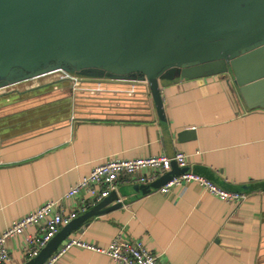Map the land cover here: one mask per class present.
<instances>
[{
    "label": "crops",
    "instance_id": "crops-1",
    "mask_svg": "<svg viewBox=\"0 0 264 264\" xmlns=\"http://www.w3.org/2000/svg\"><path fill=\"white\" fill-rule=\"evenodd\" d=\"M254 65L248 80L264 75V61ZM72 80L57 70L0 90V232L45 201L61 198L112 156L180 151L188 171L225 190L264 182V107L246 106L231 67L162 86L167 134L152 99L132 87L80 92L74 103L66 90ZM131 185L120 182L115 191L121 207L87 219L64 241L107 248L120 235L141 240L158 264H264V188L245 191L241 202H226L194 182L135 198ZM79 200H64V211ZM27 232L34 235L37 227ZM5 247L9 264L29 260L22 235L8 238ZM54 264L117 263L73 246Z\"/></svg>",
    "mask_w": 264,
    "mask_h": 264
},
{
    "label": "water",
    "instance_id": "water-1",
    "mask_svg": "<svg viewBox=\"0 0 264 264\" xmlns=\"http://www.w3.org/2000/svg\"><path fill=\"white\" fill-rule=\"evenodd\" d=\"M258 60L264 61V0H0V90L57 70L74 77L66 88L74 103L80 92L130 86L152 99L166 134L160 91L176 79L231 67L246 106L264 107V75L246 79ZM185 170L173 163L157 180L128 189L135 198ZM230 188L245 192L264 182ZM112 199L115 192L23 264H42L87 219L122 206L106 207Z\"/></svg>",
    "mask_w": 264,
    "mask_h": 264
},
{
    "label": "built area",
    "instance_id": "built-area-1",
    "mask_svg": "<svg viewBox=\"0 0 264 264\" xmlns=\"http://www.w3.org/2000/svg\"><path fill=\"white\" fill-rule=\"evenodd\" d=\"M173 163H176L179 168H186V154L178 151L173 155L162 153L133 159L113 156L106 158L95 165L88 175L73 184L61 198L45 201L37 209L14 220L0 232V264L10 262L9 253L5 247L8 238L22 235L24 253L28 259L33 258L63 226L115 192L120 182L147 184L158 175L169 172ZM190 182L197 183L204 191L226 202H241L246 198L244 191L225 190L188 170L172 176L158 190L166 193L173 186ZM79 195L81 197L77 198ZM71 198L80 200L72 210L65 212L63 202ZM117 201L121 200L117 199ZM30 226L37 227L36 234L32 235L27 232ZM73 246L98 251L117 264H158L156 255L152 254L141 240H126L120 235L114 237L107 248L97 247L77 238H70L60 244L42 264H54Z\"/></svg>",
    "mask_w": 264,
    "mask_h": 264
}]
</instances>
